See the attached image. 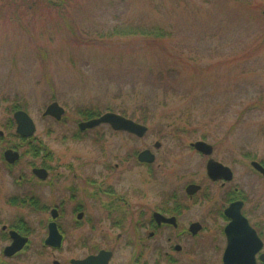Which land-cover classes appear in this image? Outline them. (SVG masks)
<instances>
[{"label": "rangeland", "instance_id": "1", "mask_svg": "<svg viewBox=\"0 0 264 264\" xmlns=\"http://www.w3.org/2000/svg\"><path fill=\"white\" fill-rule=\"evenodd\" d=\"M3 3L9 7L0 12V214L9 211L5 199L11 194L33 191L15 180L31 177V165L52 159L60 161L53 176L66 175L61 165L73 162L84 166L82 177L101 170L115 181L135 209L125 218L126 239L141 212L149 216L163 199L183 198L187 184L206 187L197 205L186 201L189 209L178 218L182 224L201 219L205 236L183 239L173 263L163 259L168 245L153 240L139 263L222 264V247L215 249L212 237L223 223L209 210L235 186L247 194L245 210L264 235V179L250 164L264 163V0H57V6L32 9ZM52 102L64 109L60 121L43 116ZM85 109L122 115L147 133L136 138L100 125L82 134ZM17 110L34 123L30 146L16 138ZM200 140L232 170L231 185L207 180L208 157L190 146ZM12 145L22 156L9 171L3 152ZM34 148L41 153L34 155ZM145 149L155 158L150 165L134 156ZM56 181L60 191L68 183ZM37 191L48 203V187ZM85 231L88 251L104 244L100 228ZM69 234L64 256L69 240L82 239L81 232ZM88 245L73 251L80 255Z\"/></svg>", "mask_w": 264, "mask_h": 264}, {"label": "flooded vegetation", "instance_id": "2", "mask_svg": "<svg viewBox=\"0 0 264 264\" xmlns=\"http://www.w3.org/2000/svg\"><path fill=\"white\" fill-rule=\"evenodd\" d=\"M2 1L6 2V4L9 2L18 3L19 7L29 9L46 5L50 7L54 5L57 6V0ZM6 6L9 7V5L5 4L0 6V12L4 13V8ZM87 120L89 119H86L85 121ZM79 123L78 131L82 134L99 127L81 130L79 128ZM101 125L109 126L108 124ZM110 129L114 132L142 138L126 131H115L111 127ZM16 138H18L19 141H22L24 146L27 144L30 146V142H28L30 137L21 136L16 132ZM18 146H9L3 152V159L7 164L9 171L18 163L22 156L20 152H18ZM38 149H40V147ZM38 149L34 148L32 151L34 155H37L38 152H40ZM8 150L17 153L18 155V158L11 163L8 162L4 156L5 152ZM198 154L201 155V157H208L206 159V164L208 159L213 158L211 157L212 154L210 156H205L200 153ZM137 155L138 153L135 152L134 156L136 160ZM59 162L60 161L50 159L48 164L43 162L38 166L31 165V177L24 179L22 176H19L18 179L15 180L14 184L18 188H23L24 185H29L33 191L30 193H24L23 191L18 194H11L5 199V206L8 207L7 209L9 211L0 214V241L3 242L0 249V264H77V262H82L94 257L97 259L89 260L86 264H142L141 262L139 263V260L145 255L142 249L150 248L151 246L149 245V242L157 240L158 238H161L163 243L168 245V250H165L163 253V259H166V262L171 261L173 263L175 259L173 253L181 252L183 248V239H194V241H199L205 236L204 233L206 232L207 225L204 224L201 219L182 224L178 221V218L189 209V204H187L186 201L191 202L193 206L197 205L196 197L206 187L202 188L199 184L190 183L200 186V189L192 194H188L186 192V187L190 184H187L184 187V194H182L184 196L183 198L176 196L172 197L170 200H168V198L163 199L154 209H150L149 216L141 212L132 224L129 223L127 227L129 236L126 239L125 231L123 229L125 226V218L127 214H133L135 209L132 208V201L119 192L120 189L116 186L115 181L109 182L110 178L103 175L101 170L98 171V175L93 176L90 174H84L82 177L80 170L84 169V166L80 163L74 164L73 162H66L61 165L66 175L63 176L62 172H55L53 176L52 171L55 168L60 167L58 166L60 164ZM139 164L150 165L147 163ZM206 164L205 175L210 184L222 187L231 185L230 183L233 180V172L231 169V180L226 181L224 179H218L212 181L207 176ZM261 165L264 167V163ZM117 168L118 165H114L113 169ZM42 169L46 172V177L43 179L38 176L39 173L36 172ZM106 169L111 171L112 168L108 165ZM252 170L264 179L262 173L253 167ZM56 180H66L68 182L61 188L62 191L58 190L60 189L58 186H54L56 183H59ZM43 185L47 186L49 189L48 203L41 200V194L37 191V188H40ZM246 197L247 194L241 187L235 186L229 188L225 196H223L224 200L221 202V205H216L209 210L210 213L215 214L216 218L221 219L223 223L219 228V234H214L212 237L213 247L215 249L220 246L222 247V264H224L223 255L228 244L225 228L230 222H232V219L225 215V210L235 203H241V215L247 220L249 226L255 231L258 239L262 243L261 248L253 255L254 262L255 264H264V235L259 231V225L251 222L250 215L245 210L248 201ZM130 207L131 210H129ZM15 210L19 213H16ZM141 210L146 211L145 208H142ZM26 212L28 216H32L30 219L24 215ZM154 214H159L166 219L173 218L174 220L173 222L158 223ZM93 215L100 216L103 219L93 220L90 217ZM146 216L148 217L146 218ZM2 217H4V219H2ZM105 222L107 223L106 226L109 228L107 229L113 231L111 235H106L103 231L105 230ZM193 224L198 225V228L195 231L192 230V228H194L192 227ZM86 227H89L91 233L100 228V236L102 238L100 241H103L104 244L99 247L93 246L92 249L88 251L91 245H88L89 233H86ZM77 232H81L80 236L82 239L78 238V240L74 237V240H69V246L67 249L68 255H61L60 253L63 252L64 243L68 240L69 233ZM232 236L235 238L233 240L235 242L234 245L238 248L243 247L242 242L244 236L242 232L236 233ZM122 237H124L123 245H121L120 242ZM15 242L18 243V248L12 254L7 255L5 253L6 249L11 247ZM86 245L88 246L85 253H81L80 255L74 253V249ZM120 249L124 256L118 258L117 254L119 252L117 250ZM244 250V248L240 249L239 253Z\"/></svg>", "mask_w": 264, "mask_h": 264}, {"label": "water", "instance_id": "3", "mask_svg": "<svg viewBox=\"0 0 264 264\" xmlns=\"http://www.w3.org/2000/svg\"><path fill=\"white\" fill-rule=\"evenodd\" d=\"M264 15V12H263ZM64 114V109L59 106L57 102L50 103L44 110L43 116H50L53 117L55 120H60L62 115ZM13 119L16 124V132L17 134L29 137L34 133L35 126L32 119L29 115L22 111L17 110L13 114ZM101 124H108L113 130L115 131H126L136 135L137 137H143L147 133V127L143 124L137 123L131 119H128L122 115L113 113V112H106L100 115L97 118H93L84 122L79 123V128L81 130L84 129H91L100 126ZM155 148L159 147L158 143L154 144ZM196 151L199 153L210 156L212 154L213 148L210 144L206 143L205 141H196L191 144ZM6 160L8 162H13L15 159L18 158L17 153L12 152L10 150L6 151L4 154ZM154 155L149 149H145L138 153L137 161L139 163H147L151 164L154 162ZM251 165L260 173L264 175V168L258 162L253 161ZM39 173L42 179L46 177L45 170H38L36 171ZM206 172L207 176L210 180L216 181L218 179H224L226 181L231 180L232 172L230 168L227 166L222 165L221 163L215 161L213 158L208 159L206 164ZM200 189V186L195 184H190L186 187V192L188 194H192ZM240 205L241 203L232 204L228 209L225 210V215L232 219V222L228 224L225 228V233L228 238V244L225 249L223 255V263L224 264H255L253 255L257 252L262 243L258 239L255 231L249 226L247 220L241 215L240 213ZM155 219L158 223L160 222H173V218L166 219L159 214H154ZM192 230L195 231L198 228L197 224L192 225ZM242 232L244 239H243V247L238 248L234 244L233 241L235 238L234 234ZM18 248V243L15 242L13 245L6 249V254H12ZM244 248L245 250L239 253V250ZM97 258H89L82 262H77V264H86L89 260H93Z\"/></svg>", "mask_w": 264, "mask_h": 264}, {"label": "trees", "instance_id": "4", "mask_svg": "<svg viewBox=\"0 0 264 264\" xmlns=\"http://www.w3.org/2000/svg\"><path fill=\"white\" fill-rule=\"evenodd\" d=\"M84 119H90L96 116H99L100 114L97 113L96 111L90 110V109H85L82 113ZM204 139V137L202 138Z\"/></svg>", "mask_w": 264, "mask_h": 264}]
</instances>
